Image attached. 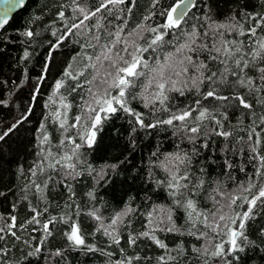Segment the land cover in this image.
I'll use <instances>...</instances> for the list:
<instances>
[{"label": "snow or ice", "instance_id": "snow-or-ice-1", "mask_svg": "<svg viewBox=\"0 0 264 264\" xmlns=\"http://www.w3.org/2000/svg\"><path fill=\"white\" fill-rule=\"evenodd\" d=\"M15 2L24 6V0ZM136 5L137 0H98L95 7H89L88 0H64L59 5L56 15L64 28L54 43L49 42L42 71H48L53 53L65 40L83 34L85 42L80 44V51L71 57L63 76L75 82L68 86L69 94L83 90L87 97L81 94L80 114L69 123L68 111L72 105L61 92L66 87V81L59 79L55 82L45 105L50 111L39 125L37 159L28 169L30 182L25 189L34 190L39 199H47L44 194L49 190V182L53 187L62 184L68 193L65 208L70 211L41 220L47 207L40 210L30 203L32 216L23 223L18 224L15 215H9L7 219L0 215V241L6 236L21 241L18 231L26 230V225H33V232L40 230L44 234L34 251L28 253L29 256L37 255L41 253L40 245L53 234V228L59 222L67 225L64 235L71 245L95 250L94 246L86 245L77 219L80 209L71 181L84 172L89 175L96 172L94 178L107 175L105 168L97 171L88 164V153L82 149H92L104 123L122 112L132 117L129 122L140 129L168 126L180 143L186 141L192 147L188 151L177 143L176 150L172 152L152 153L156 160L151 163L166 174L165 179H156L155 183L165 188L171 201L169 204H154L147 211L125 205L108 223L104 222L99 209L94 208L87 214L97 222L95 231H102L112 243L120 246L121 228L129 229V217L138 214L144 217L146 223L142 231L127 232L126 244L128 248H135L141 241H150L162 250L156 257V264H190L183 241L170 248L158 233L187 235L203 240L199 247L192 246V253L195 254L192 259L196 264H233V260H239L236 254L244 250L245 243H251L246 235L249 221L258 215L259 209H264V151L261 150L264 147V127H261L264 115L259 117L260 123L255 127L249 125L241 129L247 132L246 143L250 150L249 159L255 162L254 172L247 182L240 183L231 191H222L219 184L212 188L206 197L212 202L210 209L201 207L197 199L206 182L207 168L203 166V161L196 158L202 154L201 149H209L212 136L222 137L226 142L230 138L236 139V143L244 141V137H236L225 122L230 123L229 109L243 108L248 110L249 116L255 115V105L241 89H246L253 97L264 91V13L235 12L220 21L215 18L216 12L209 0H203L202 5H198L197 0H178L166 6L163 0H151L148 14L135 27L128 28L126 14H131ZM201 6L204 8L201 15L191 11ZM69 9L73 14L71 17L66 14ZM114 11L116 15L113 19L121 21L119 24H113L108 19ZM93 20L94 23H86ZM7 23L5 13L0 18V29ZM23 35L31 40L39 33L29 29ZM52 35L56 36V33ZM28 57L29 52L25 50L23 58ZM44 79L42 75L33 89V101L39 95V83ZM188 92H193L196 99L192 103L176 106L172 93L184 96ZM136 100L142 101L143 107L149 109L147 114L132 107V102ZM57 101L58 107L53 108ZM257 102L264 103V100L257 99ZM0 104L6 105L7 101L0 99ZM32 111L30 105L16 121L0 131V142L6 141L27 121ZM158 113L166 115L159 116ZM148 117L156 118L151 120ZM48 122L58 126L57 130L61 133L58 142L49 134ZM69 129L75 130L74 133L69 135ZM132 131L135 132L136 127ZM226 150L234 149L226 146ZM118 166L107 167L114 172ZM197 166L198 172L194 170ZM224 166L228 170L234 167L228 159L224 160ZM241 171L244 169L241 168ZM87 195L95 198L92 191ZM15 208L14 204L13 211ZM177 209L184 213V224L178 225L174 219ZM261 231L264 234V229ZM22 242L29 243L27 240ZM8 251L0 246V257H7ZM120 253L122 258L115 264H142L145 260L151 264V258L135 253L128 255L123 247H120ZM56 254L59 255V251ZM0 264L10 262L0 260Z\"/></svg>", "mask_w": 264, "mask_h": 264}, {"label": "trees", "instance_id": "trees-1", "mask_svg": "<svg viewBox=\"0 0 264 264\" xmlns=\"http://www.w3.org/2000/svg\"><path fill=\"white\" fill-rule=\"evenodd\" d=\"M62 2L64 0H27L26 5L13 14L0 32V99L7 101L6 105L0 104V131L16 121L30 105L33 108L28 120L20 125L6 141L0 142V215L5 219L9 215H15L18 224L32 216V212L29 210L30 203L40 210L47 207V212H44L41 220L46 219L49 215L58 217L62 216L64 212L70 211L65 208V204L68 203V193L62 184H56L53 187L52 182H49V190L44 194L47 199H39L34 195V190L25 189V185L30 182L28 169L37 159L35 153L39 125L50 111L45 105L48 103V97L53 91L55 82L59 79L66 81V87L61 89V92L67 96L68 102L72 105L68 111L69 123L73 122L72 118L75 115L80 114L81 94L85 98L87 97V93L83 90L69 94L68 86L75 82L63 76L71 57L80 51V44L85 42L86 37L83 34L65 40L60 48L53 53L48 71L46 73L42 71L49 52V42L54 43L64 28L63 23L56 15ZM174 2H178V0H163L165 6ZM97 3L98 0H88L89 7H95ZM209 3L215 9V18L220 21L226 20L235 12L264 13V0H209ZM197 4L202 5L203 0H197ZM150 6L151 0H137V5L133 8L132 13L126 14L128 28L135 27L148 14ZM191 11L201 15L204 8L201 6L199 9ZM66 14L69 17L73 15L70 9ZM105 15L108 14L105 13ZM115 15L114 11L112 15H108V19L112 20L113 24L121 23V21L113 19ZM86 23H94V20ZM148 23L151 24L153 21H148ZM190 23H195V21H190ZM29 29L39 35L29 40L23 35ZM53 32L56 33V36L52 35ZM241 39L247 38L241 37ZM76 41L80 43H76ZM25 50L29 52L27 59L23 58ZM214 70H216L215 67ZM42 75L45 79L39 83V95L33 101V89L37 86ZM250 75L256 76L257 74L250 73ZM241 91L255 105V115L249 116L248 110L243 108L229 109L230 123L226 121L225 124L226 127L232 128L236 137L243 136L244 141L236 143V139L230 138L226 142L222 137L212 136L209 140V149H201L202 154L196 158V160L203 161V166L207 168L206 182L197 198L200 201V206L207 209L212 208L213 205L206 197L217 184L221 186L222 191H231L240 183L247 182L249 175L254 172L255 162L249 159L250 150L246 143L247 132L241 131V129L248 128L249 125L255 127L260 123L259 117L264 115V103H258L257 99L264 100V91L256 93L255 97L246 89H241ZM172 96L175 97L176 106L192 103L196 99L193 92H188L184 96L172 93ZM55 107H58V101L56 105H53V108ZM132 107L146 114L149 112V109L143 107L140 100L133 101ZM158 115L166 114L158 113ZM155 118L148 117L151 120ZM130 120L132 117L122 112L113 115L104 123L103 130L98 133L94 147L82 149L88 153V164L97 171L105 168L107 175L102 178H94L96 172L91 175L84 172L75 181H71L76 193V204L80 209L77 219L84 233L86 245L94 246L95 250L90 251L87 246L71 245L64 235L67 225L58 222L53 228V234L45 240L43 245H40L41 253L29 256L28 253L34 251L44 234L40 230L33 232L34 226L26 225V230L18 231V235L22 237L21 241H15L10 236H6L5 240L0 241V246L9 250L7 257H0V260H6L10 264H115L122 258L120 247H123L128 255L135 253L141 257H149L151 264H156V257L161 254L162 250L150 241H141L135 248H128L126 244L128 231L143 230V225L146 223L143 216L137 214L129 217L131 227L129 229L121 228V245L117 246L102 231H95L97 222L87 214L94 208L99 209V214L105 218L104 222L108 223L110 218L122 210L125 205H131L138 211H147L154 204H169L171 202L165 188L155 183L156 179H165L166 174L161 168L151 163L156 160L152 153L172 152L176 150V144L180 141L177 136L173 135V129L168 126L157 129H140L134 123H130ZM253 120H255V124H252ZM146 122H148L147 119ZM133 127H136L135 132L132 131ZM57 129L56 124L48 122L49 134L58 142L61 133ZM74 131L69 129L68 134L71 135ZM202 142L198 141V143ZM226 146L234 150L227 151ZM180 147L191 151L192 146L185 141L180 143ZM261 150L264 151V147ZM225 159L233 163L232 169L225 168ZM113 164L119 165L114 172L107 167ZM194 165H196L195 160ZM241 168L244 171H241ZM194 170L198 172V166ZM89 191L94 193V199L88 197ZM217 199L220 197L217 196ZM14 204L16 205L15 211H13ZM174 219L178 225L184 224L183 211L177 209ZM35 227L39 228V226ZM262 229H264V209H259L258 215L249 221L246 231L248 241L251 243H245L244 250L236 254L239 256V260H233V264H264ZM158 235L170 248H175L177 243L183 241L190 264H196V261L192 259L195 255L192 253V246L199 247L203 240L198 241L194 237L171 233H158ZM23 240H27L29 243L25 244L22 242ZM58 251L59 255L56 254ZM108 253H113V255L109 256ZM228 259H232V257H228ZM142 264H149V261L145 260Z\"/></svg>", "mask_w": 264, "mask_h": 264}, {"label": "water", "instance_id": "water-1", "mask_svg": "<svg viewBox=\"0 0 264 264\" xmlns=\"http://www.w3.org/2000/svg\"><path fill=\"white\" fill-rule=\"evenodd\" d=\"M26 3L27 0H24V6L26 5ZM24 6H19L18 4H16L15 0H0V18H3L4 14L7 13V19L9 22L13 14L20 11ZM1 30L2 29H0V32Z\"/></svg>", "mask_w": 264, "mask_h": 264}]
</instances>
